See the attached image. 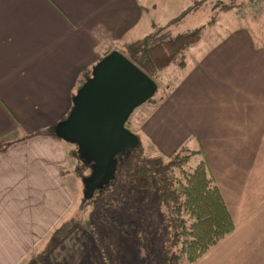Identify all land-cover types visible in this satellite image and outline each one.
I'll return each mask as SVG.
<instances>
[{
	"label": "crops",
	"instance_id": "1",
	"mask_svg": "<svg viewBox=\"0 0 264 264\" xmlns=\"http://www.w3.org/2000/svg\"><path fill=\"white\" fill-rule=\"evenodd\" d=\"M157 6L158 0H0V264L46 254L44 242L74 217L77 204L64 175L71 168L64 140L27 135L65 117L81 73L105 49L124 52L165 35L181 12L157 23ZM229 17L235 21L218 29L211 23L215 30L204 27L184 49L180 115L170 108L143 126L162 151L182 146L191 164L206 162L233 218L234 228L192 264H264V37Z\"/></svg>",
	"mask_w": 264,
	"mask_h": 264
},
{
	"label": "rangeland",
	"instance_id": "2",
	"mask_svg": "<svg viewBox=\"0 0 264 264\" xmlns=\"http://www.w3.org/2000/svg\"><path fill=\"white\" fill-rule=\"evenodd\" d=\"M192 1L158 0L157 23L159 20L160 23L162 20H171L173 16L181 12L175 20L167 22L168 30L166 31L174 35L186 31L184 27L193 29L202 24L199 27H203V35L204 27L215 30L214 27L217 26L218 29V26L226 24V21L230 25V22L235 20L230 19L229 15L238 14L234 9L230 10V13L227 12L228 16L225 15V12L218 13L221 8L212 6V0L206 7H203L205 10L199 14V10L193 12L187 9ZM225 1L228 2V0ZM211 8L215 10L213 13L217 12L213 16L216 19L214 27L205 25L206 16L212 11ZM197 14L200 16L196 17ZM184 17L187 19L179 22ZM198 18H201L202 22ZM166 36L165 33L160 37L163 39ZM134 45L137 53L141 55L140 52L145 45L141 46V43ZM192 47L195 45L190 49ZM192 53L194 54L191 56V61L194 62L195 59H198L200 51L195 49ZM152 75L158 82L157 91L151 99L133 110L125 122V126L140 138V148L135 152L138 157L159 156L167 161L169 160L168 155L172 152L162 151L157 143L146 135L143 126L144 123L147 124L156 116H164V110L170 108L174 116L180 115L182 81L180 58L165 65L158 72H152ZM158 120L157 122L160 124L162 119ZM175 129L176 126L173 125L169 131ZM39 136L48 137V135ZM164 137L163 134L159 140ZM64 144L69 154L73 143L64 140ZM162 152L163 154H161ZM182 154L188 156V160L183 164V167L187 168L191 160L190 155L184 150H182ZM121 160L118 161L115 177L100 190L96 189L93 196L85 199V186L80 175H86L90 170H83L84 167H80L82 171L78 176L75 171V158L69 157L68 166L71 168L65 169L64 175L77 200L72 212L69 211L74 214V217L63 221L61 229L54 230L56 232L54 237L56 236L58 239L56 246L52 241L54 237L52 238V234H50L44 242L46 254L38 253L37 256L40 255V258L35 264H49L50 260L54 264H168L162 261L163 258L170 259L173 253L180 252V242L175 239L174 231L170 225L169 210L159 197L155 178H151L147 188H135L129 183V174L125 167L120 165ZM173 171L178 177L177 179L182 181L183 175L180 168L173 167ZM178 264H187V261L179 257Z\"/></svg>",
	"mask_w": 264,
	"mask_h": 264
},
{
	"label": "trees",
	"instance_id": "3",
	"mask_svg": "<svg viewBox=\"0 0 264 264\" xmlns=\"http://www.w3.org/2000/svg\"><path fill=\"white\" fill-rule=\"evenodd\" d=\"M210 1L195 0L188 10L195 12L199 7H206ZM212 1V6L221 8L218 12L236 10L238 13L235 15L236 20L239 23L245 24L253 37H264V0ZM211 9L212 11L209 12L208 16L204 15L207 17L205 25H211L216 20L213 16L217 12L213 13L215 10ZM202 28L196 27L195 29L174 35L166 31L167 36L163 39L158 37L157 41H153L154 38H147L141 42L143 46L145 45L144 49L142 48L140 52L141 55L137 53L134 46L127 47L124 53L149 75L153 76L152 72H158L165 65L179 58L181 61L184 49L202 36ZM112 50L108 47L102 52V56ZM91 70L86 69L81 73L77 89L91 75ZM68 113L64 118L67 117ZM56 124H51L27 136L48 135L60 138L55 130ZM1 144L2 142H0V146ZM138 148H140V138L137 145L121 156V159H123H119L121 160L120 165H123L127 170L129 183L137 189L147 188L150 185L151 178H155L159 197L169 210L170 225L174 231L175 239L181 245L179 253H173L170 259L163 258L162 261L168 264H178V258L180 257L184 258L187 264H192L199 256L234 228L233 218L222 193L213 178L209 175L204 160H200L194 164H191L190 160L189 166L187 168L183 167V164L188 160V156L182 154V146L169 154V160L167 161L159 156L138 157L135 153ZM69 154L75 158V171L78 176L81 174V168L84 167L83 170H90V166L80 158L78 147L75 143H73V148ZM173 167L180 168L183 175L182 181L177 179L178 177L173 171ZM89 174L90 172L86 175H80L81 180ZM51 234L53 238L56 232L53 231ZM39 258L40 255H30L24 264H35Z\"/></svg>",
	"mask_w": 264,
	"mask_h": 264
},
{
	"label": "water",
	"instance_id": "4",
	"mask_svg": "<svg viewBox=\"0 0 264 264\" xmlns=\"http://www.w3.org/2000/svg\"><path fill=\"white\" fill-rule=\"evenodd\" d=\"M157 88L155 78L115 48L95 63L73 95L67 117L55 130L77 145L80 158L90 166V174L82 178L85 199L115 177L119 158L138 144V135L125 122Z\"/></svg>",
	"mask_w": 264,
	"mask_h": 264
}]
</instances>
